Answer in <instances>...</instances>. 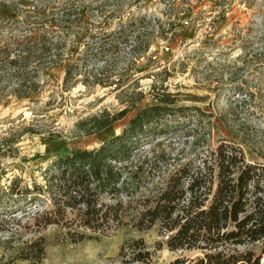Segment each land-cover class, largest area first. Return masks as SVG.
<instances>
[{"label": "rangeland", "instance_id": "374dc122", "mask_svg": "<svg viewBox=\"0 0 264 264\" xmlns=\"http://www.w3.org/2000/svg\"><path fill=\"white\" fill-rule=\"evenodd\" d=\"M39 26H60L68 45L61 66L43 71L40 96L0 103V264H30L24 256L41 239L42 264H124L122 247L135 239L153 254L147 264L197 257L170 251L159 227L73 244L65 229H39L50 202L21 193L45 185L58 159L101 147L168 98L171 110L136 140L148 173L201 166L223 140L264 164V0H0V47ZM125 110L94 134L95 117Z\"/></svg>", "mask_w": 264, "mask_h": 264}, {"label": "trees", "instance_id": "16d2710c", "mask_svg": "<svg viewBox=\"0 0 264 264\" xmlns=\"http://www.w3.org/2000/svg\"><path fill=\"white\" fill-rule=\"evenodd\" d=\"M46 27L12 35L0 47V103L11 96L35 100L41 94L43 71L61 66L58 59L68 38L59 34L60 26ZM74 76L68 69L65 84ZM138 95L141 101L143 95ZM173 104L168 98L141 110L121 135L94 150L58 159L48 168L45 185L26 188L21 194L28 204L50 202V209L37 214L39 229L60 227L73 244H79L118 231L146 233L159 227L168 237L170 251L199 253L172 264H263L264 164L249 162L238 143L223 140L203 165L168 174L161 168L148 173L135 161L136 140ZM127 112L95 117L99 124L94 134ZM31 249L24 258L42 264L44 240L34 242ZM120 258L124 264H147L153 254L144 239H135L124 244Z\"/></svg>", "mask_w": 264, "mask_h": 264}]
</instances>
